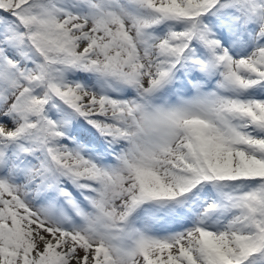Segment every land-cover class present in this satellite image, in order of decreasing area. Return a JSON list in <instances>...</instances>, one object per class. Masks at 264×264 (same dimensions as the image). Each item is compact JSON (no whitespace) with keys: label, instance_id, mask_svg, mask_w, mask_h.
<instances>
[{"label":"snow or ice","instance_id":"1","mask_svg":"<svg viewBox=\"0 0 264 264\" xmlns=\"http://www.w3.org/2000/svg\"><path fill=\"white\" fill-rule=\"evenodd\" d=\"M0 264H264V0H0Z\"/></svg>","mask_w":264,"mask_h":264}]
</instances>
